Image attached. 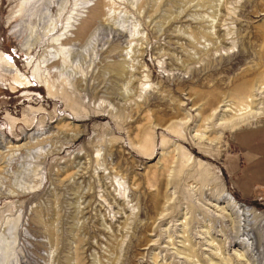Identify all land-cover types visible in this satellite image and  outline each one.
Returning a JSON list of instances; mask_svg holds the SVG:
<instances>
[{"label":"rangeland","instance_id":"rangeland-1","mask_svg":"<svg viewBox=\"0 0 264 264\" xmlns=\"http://www.w3.org/2000/svg\"><path fill=\"white\" fill-rule=\"evenodd\" d=\"M18 3L0 0V52L28 81L0 82V264H264V194L232 189L235 130L201 119L217 92L233 113L248 68L264 111V0Z\"/></svg>","mask_w":264,"mask_h":264},{"label":"bare ground","instance_id":"bare-ground-1","mask_svg":"<svg viewBox=\"0 0 264 264\" xmlns=\"http://www.w3.org/2000/svg\"><path fill=\"white\" fill-rule=\"evenodd\" d=\"M42 1H44V0H19V3L17 5L16 17L22 16L23 12L29 11L30 8H32L36 4L37 5L40 4ZM215 15H217V13ZM54 26L55 25H53V27H51L50 29L54 30ZM30 49L31 48H29V50ZM258 62H260V63H258L259 66L264 65V48H263L262 52H260L258 55ZM12 65H13L12 59L9 56L0 52V73H1L0 82L4 80L5 76H11L12 81L7 84V87L14 85V83H19L21 85H27L28 81L26 79H21L22 77H19L18 75L13 74ZM259 69H261V68H259ZM123 70H122V72H123ZM252 70H253V68L252 69H249V68L246 69L243 73L240 74V77L236 80V82L233 81L231 83V87H229L230 93L229 94L227 93V97L234 100L233 104H234V106H236L235 107L236 109L232 111L233 113H231L229 115H224L222 113V111H219L220 106H218V105L222 103L221 98H222V96H225L226 93H222V92L221 93H218V92L213 93V95L209 96L207 103H205V105H204L207 108V111L201 112V119H203L204 123L209 121L210 118H213V119H215V121L219 120L218 124L217 123H215L214 125L212 124L213 126L216 125L215 126L216 128H213L214 130L221 129V130L233 131L242 125L249 124L251 121H255V120L257 121L260 119H264V111L259 112L258 110H256L254 108V106H252V102H251V98L253 95L252 89L254 88L253 87L254 86V79H253V76L251 74ZM259 72H258V74H259ZM16 76H18V77H16ZM259 77L264 83V73H261V75ZM18 80H19V82H18ZM263 89H264V87H263ZM253 90H255V89H253ZM216 106H218V107H216ZM206 112H207V115H205ZM175 115H176V113L175 114L172 113L173 117H175ZM163 117H164V115H163ZM164 121H165L164 119L160 120V122H164ZM214 130H213V132H215ZM173 132L180 134L179 132H176V131H173ZM171 134H173V133L171 132ZM141 142H144V141L142 140ZM146 148H147V146L145 147V145H143L142 150L144 151ZM191 158L192 157L190 156L188 158V160H192ZM222 193H223V191L219 192L218 195H220L221 197L227 198L229 200L230 206L234 209V211H236L234 213V215L237 214V220H238L240 230L238 231V233H236L235 237L238 239L243 237V236L247 237V238H249V237L253 238V236H254L253 231L247 227L249 224L250 214H252L251 211L249 209H247L246 207H244L242 204L238 203L227 192H224L223 195H222ZM159 199L154 200V208L155 209H157L159 207V202H161V200H159Z\"/></svg>","mask_w":264,"mask_h":264},{"label":"crops","instance_id":"crops-1","mask_svg":"<svg viewBox=\"0 0 264 264\" xmlns=\"http://www.w3.org/2000/svg\"><path fill=\"white\" fill-rule=\"evenodd\" d=\"M2 90L0 85V97ZM232 141L240 160L229 173L230 186L243 197L264 194V120L240 126L232 132Z\"/></svg>","mask_w":264,"mask_h":264}]
</instances>
